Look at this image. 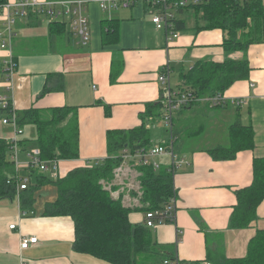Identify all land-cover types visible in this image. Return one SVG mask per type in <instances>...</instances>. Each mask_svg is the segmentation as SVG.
Wrapping results in <instances>:
<instances>
[{"label": "crops", "instance_id": "1", "mask_svg": "<svg viewBox=\"0 0 264 264\" xmlns=\"http://www.w3.org/2000/svg\"><path fill=\"white\" fill-rule=\"evenodd\" d=\"M200 1L188 0L185 6ZM15 2L7 0L3 4ZM185 6L176 11V18L187 10L192 13L180 18L184 26L177 29L178 37L170 41L163 30L152 24L149 8L143 2L103 10L97 1H90L86 9L89 25L86 45L78 43L77 35L64 17L55 20L66 23L63 33H50L52 21L42 13L16 18L10 47H0V72L8 55L15 61L10 89L1 80L0 96L10 98L16 113L31 107L76 108L79 157L58 160L55 172L47 171L61 178L74 167L88 166L89 162L96 164L106 158L109 130L141 125V114L147 105L161 99L163 87L157 77L166 65L171 87L176 90L180 74L196 61L246 59L247 77L233 82L220 94L221 104L194 102L173 113V149L183 159L172 176L175 216L173 222L152 230L155 240L179 261L212 264L206 258L207 251L231 259L243 257L249 240L257 230L264 229V199L248 227L231 228L229 223L237 202L236 190L251 184L253 160L264 158V40H256L245 48L225 47L226 33L220 28H201L203 20ZM5 20L6 14L0 9V30ZM103 20H113L116 33L105 35ZM243 36L239 34L244 42L246 36ZM235 99L241 100V104H235ZM1 120L0 137L13 136L12 127ZM146 122L154 129V144L169 140L170 131L163 117L156 122L164 123L167 135L155 129L156 122ZM235 122L250 126L253 145L241 148L228 160L215 158L211 150L229 146L228 128ZM25 126L21 128L19 141H25L21 147L28 149L34 145L25 136ZM211 131L220 133L219 139L209 136ZM180 135L184 139L180 140ZM160 161L167 164L168 158L162 157ZM111 195L124 206H140L138 197L123 186H115ZM33 196L30 211H22L17 194L11 200L0 198V264H109L73 250L76 236L70 216L44 214L45 205L57 197L55 186L44 185ZM129 220L144 222V212H130ZM12 224L15 228L9 227ZM23 237H34L37 241L20 248Z\"/></svg>", "mask_w": 264, "mask_h": 264}, {"label": "trees", "instance_id": "2", "mask_svg": "<svg viewBox=\"0 0 264 264\" xmlns=\"http://www.w3.org/2000/svg\"><path fill=\"white\" fill-rule=\"evenodd\" d=\"M7 0H0V4ZM203 20L201 28H220L227 38L223 45L236 49L243 48L256 40H264V15L260 0H201L185 6ZM182 10V8H180ZM179 10V11H180ZM184 21L176 18L175 27L181 29ZM66 23L52 21L50 33L64 32ZM105 35L116 33L113 20H103ZM67 34V33H65ZM69 34V32H68ZM239 34L246 36L243 42ZM249 67L246 59H225L222 62L199 60L183 74H180L181 90H190L198 98L222 94L233 82L247 77ZM161 99L147 105L141 114L140 126L130 129H113L106 134L107 157L92 166H79L69 170L64 176L50 175L40 170H28V186L18 192L22 211L32 210L34 194L42 186L51 184L57 189L55 201L45 205V215L70 216L74 223L75 238L73 250L92 255L109 264H164L165 260L176 259L175 254L160 245L153 236V229L145 222H130L132 211L147 212L163 208L170 198L176 197L173 188V173L168 164L154 169L151 165H140L136 182L139 188L132 193L138 197L140 206L130 208L115 199L106 189L103 181H110L113 170L122 162L123 150L134 153L136 149H146L154 144L151 134L152 124L163 116ZM75 107L58 106L45 109L31 107L17 113L18 127L32 124L36 129V139L31 146L40 149L41 159L58 161L79 157V129ZM10 105L0 106V118L10 116ZM170 131V128L168 127ZM229 146L213 148L212 156L227 159L236 151L250 148L252 131L250 126L235 122L228 128ZM21 141V146L23 145ZM166 145L167 142H160ZM30 146V147H31ZM9 145L0 137V198L15 197L16 181L9 160ZM26 149V148H24ZM131 191V190H130ZM237 202L230 215L231 228L248 227L256 218L257 207L264 199V158L253 160V179L249 186L236 190ZM246 255L227 258L221 254L212 255L207 251V259L212 264H264V229L257 230L247 243ZM179 264H185L181 262Z\"/></svg>", "mask_w": 264, "mask_h": 264}, {"label": "built area", "instance_id": "3", "mask_svg": "<svg viewBox=\"0 0 264 264\" xmlns=\"http://www.w3.org/2000/svg\"><path fill=\"white\" fill-rule=\"evenodd\" d=\"M92 0H49L40 2L38 0H16L13 4H0L6 14V20L3 23V30H0V47L2 49L9 48L12 37L14 36V25L16 18H28L31 14L42 13L48 16V19L55 21L64 17L70 30L73 34L77 35L78 43L86 45L89 40V25L88 17L86 14L87 4ZM98 2L101 9H117L119 7H130L137 2L145 3L149 8V15L152 24L157 30H163L167 35L168 41L176 39L179 35L175 27L176 11L180 7H184L188 0H95ZM196 1V0H194ZM264 6V0H260ZM4 62L3 70L0 72V81L4 80L7 90L10 89L11 75L15 70V61L11 58ZM158 82L163 87L162 109L163 120L170 128L169 140L166 145L155 144L149 148L136 149L134 153L123 150L122 162L114 168V179H117L121 174L127 171L134 170L140 165H151L157 169L161 165L160 159L162 157L168 158V169L173 174L183 159L178 157L173 149L174 138L171 135L172 115L174 112L190 106L194 102L208 101L210 105L217 106L223 102L220 95L211 97L198 98L190 90L173 89L169 81V66L166 65L157 77ZM235 104L240 105L241 100L235 99ZM10 105V116L7 118L2 117V124L10 125L14 131V135L7 140L9 145L8 157L11 161L13 168V175L16 181V193L25 189L30 181L29 173L27 176H21L20 170L29 172L28 170L40 171H54L56 170L57 161H46L40 157V149L36 146L23 149L19 141V136L23 133L21 127L17 124V113L12 107L10 98L7 95L0 96L1 108H7ZM24 154L25 161H21V156ZM135 171V170H134ZM137 174V172L135 171ZM138 185V182H136ZM105 187V186H104ZM108 189L107 187H105ZM139 188V185H138ZM109 190V189H108ZM175 198L169 199L163 208L149 210L144 214V222L150 228H155L157 225L173 222L175 216ZM10 228H15L12 224ZM37 238L23 237L19 242L20 248H27L36 243ZM180 261L176 259L172 261L165 260L164 264H179Z\"/></svg>", "mask_w": 264, "mask_h": 264}, {"label": "rangeland", "instance_id": "4", "mask_svg": "<svg viewBox=\"0 0 264 264\" xmlns=\"http://www.w3.org/2000/svg\"><path fill=\"white\" fill-rule=\"evenodd\" d=\"M191 13L192 12L190 10L184 11L182 14H180V18L181 17H186L187 18V17L190 16ZM163 124H162V122H156L155 123V125H156L155 129L157 131L160 130V132L166 134V127L163 126ZM153 132H154V129L151 128L152 137H153ZM166 135H165V137H166ZM182 135H180V140L184 139V136H182ZM25 136L27 137V139L31 143L34 142V140L36 139V129H35L34 125L27 124L25 126ZM209 136H217L216 138L219 139L220 133H214V132L211 131ZM11 137L12 136H5V137H2V138H4L7 141ZM25 160H26V157L24 155H22L21 156V161H25ZM93 164H94L93 162H89L88 166H92ZM19 174L21 176H27L28 173L26 171H24V170H20ZM136 176H137V174L135 173V171L130 169V171H127L124 174H121L117 179L112 178L110 181H103V185L105 187H107L112 192V194L114 192L115 186H117V187H122L123 186V187L127 188L128 191H130V190L136 191V190H138V185L134 182V178H136ZM47 185H51V184H47ZM55 189H56V187H55ZM56 191H57V189H56ZM135 202H137V201L135 200Z\"/></svg>", "mask_w": 264, "mask_h": 264}, {"label": "water", "instance_id": "5", "mask_svg": "<svg viewBox=\"0 0 264 264\" xmlns=\"http://www.w3.org/2000/svg\"><path fill=\"white\" fill-rule=\"evenodd\" d=\"M7 199L11 200V197L9 196V197H7Z\"/></svg>", "mask_w": 264, "mask_h": 264}, {"label": "bare ground", "instance_id": "6", "mask_svg": "<svg viewBox=\"0 0 264 264\" xmlns=\"http://www.w3.org/2000/svg\"><path fill=\"white\" fill-rule=\"evenodd\" d=\"M41 155V154H40Z\"/></svg>", "mask_w": 264, "mask_h": 264}]
</instances>
